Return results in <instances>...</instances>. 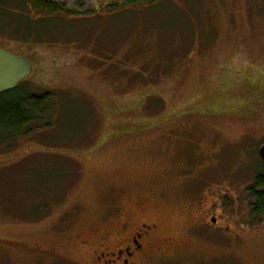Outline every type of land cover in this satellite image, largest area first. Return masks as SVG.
I'll use <instances>...</instances> for the list:
<instances>
[{"label": "rangeland", "instance_id": "374dc122", "mask_svg": "<svg viewBox=\"0 0 264 264\" xmlns=\"http://www.w3.org/2000/svg\"><path fill=\"white\" fill-rule=\"evenodd\" d=\"M50 1L71 14L39 44L0 38L52 95L0 140V264H96L141 224L165 264H264V0Z\"/></svg>", "mask_w": 264, "mask_h": 264}, {"label": "trees", "instance_id": "16d2710c", "mask_svg": "<svg viewBox=\"0 0 264 264\" xmlns=\"http://www.w3.org/2000/svg\"><path fill=\"white\" fill-rule=\"evenodd\" d=\"M164 0H122L116 8H128L141 5L154 6ZM71 12L63 3L50 0H0V38L4 34L16 42L36 43L52 32V25L41 29L45 20H56V15ZM34 15V17H31ZM46 34V35H44ZM5 38V37H4ZM4 44L3 42L0 44ZM4 46V45H3ZM6 48V46H5ZM25 83V82H24ZM22 83L15 90L0 95V140L15 141L28 136L34 125L44 123L50 109L52 95L47 93L35 95L22 88ZM41 123V124H42ZM264 145V144H263ZM252 201L251 215L254 221L264 222V164L256 175L254 184L249 190Z\"/></svg>", "mask_w": 264, "mask_h": 264}, {"label": "flooded vegetation", "instance_id": "af4514ba", "mask_svg": "<svg viewBox=\"0 0 264 264\" xmlns=\"http://www.w3.org/2000/svg\"><path fill=\"white\" fill-rule=\"evenodd\" d=\"M121 209L118 216L122 215ZM215 220V219H214ZM132 222L134 220L131 219ZM213 222V220H212ZM214 223V222H213ZM128 222L124 225V231L130 228ZM155 228H158L155 225ZM98 230V229H97ZM101 231V228H99ZM97 231V232H99ZM109 232H103V239H109ZM170 243V239L167 240ZM105 243V242H102ZM103 245V244H102ZM157 244L155 243V229L148 224H141L127 233L118 240L115 245L105 247L94 259L96 264H165L160 259L167 260L168 252L172 251L169 248L162 249L157 256L153 255ZM180 249V248H179ZM178 249V250H179ZM157 253V252H155ZM154 258V259H153Z\"/></svg>", "mask_w": 264, "mask_h": 264}, {"label": "water", "instance_id": "95a60500", "mask_svg": "<svg viewBox=\"0 0 264 264\" xmlns=\"http://www.w3.org/2000/svg\"><path fill=\"white\" fill-rule=\"evenodd\" d=\"M33 72L34 66L29 60L0 48V95L16 89L31 77ZM259 155L264 164V145ZM213 222L216 221L213 219Z\"/></svg>", "mask_w": 264, "mask_h": 264}]
</instances>
